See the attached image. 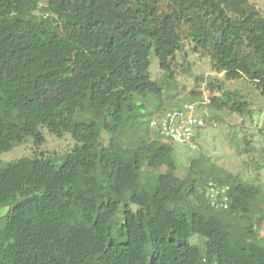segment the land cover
Instances as JSON below:
<instances>
[{
    "label": "trees",
    "instance_id": "16d2710c",
    "mask_svg": "<svg viewBox=\"0 0 264 264\" xmlns=\"http://www.w3.org/2000/svg\"><path fill=\"white\" fill-rule=\"evenodd\" d=\"M185 39L264 99V17L246 0H0V154L41 147L42 128L74 141L58 163H0V264H264L261 185L196 159L179 178L149 127L198 103L162 101ZM222 105L250 113L223 91L206 124Z\"/></svg>",
    "mask_w": 264,
    "mask_h": 264
},
{
    "label": "rangeland",
    "instance_id": "374dc122",
    "mask_svg": "<svg viewBox=\"0 0 264 264\" xmlns=\"http://www.w3.org/2000/svg\"><path fill=\"white\" fill-rule=\"evenodd\" d=\"M246 1L264 17V0ZM161 5L165 8L166 3ZM182 44V51L175 55L176 89L166 93L162 101L183 100L185 97L198 96L197 101L194 102L209 104L213 98H217L224 91L246 102L250 113L238 115L230 112L227 105H222L219 110H211L213 121L207 123L200 131L196 138L195 150L171 142L177 164L176 174L179 178H184L188 173L191 160L196 159V164L203 169L213 165L240 178L260 184L263 200L255 220L261 221L257 229L258 234L264 238V99L245 79L228 81L223 74L213 72L209 58L204 54L194 53L189 41L185 39ZM149 58L151 79L161 80L162 72L157 67L154 54H150ZM184 67H188L189 73L183 71ZM148 108L151 110L150 106ZM207 114L209 117L208 111ZM131 120L135 121L134 118ZM41 133L45 139L41 147L36 148L33 140L28 138L11 151L1 153L0 163L41 155L58 163L59 159L70 152L74 145L73 139L68 134L59 139L45 128L41 129ZM214 195L216 196L215 193L211 196ZM255 228L244 232L242 244L245 247L249 246L251 238L257 231ZM202 241L199 237L189 239V243L194 245H201Z\"/></svg>",
    "mask_w": 264,
    "mask_h": 264
},
{
    "label": "built area",
    "instance_id": "2783aa9c",
    "mask_svg": "<svg viewBox=\"0 0 264 264\" xmlns=\"http://www.w3.org/2000/svg\"><path fill=\"white\" fill-rule=\"evenodd\" d=\"M202 105L204 102L185 104L152 118L149 127L159 131L165 139L195 150L196 138L206 125L207 110Z\"/></svg>",
    "mask_w": 264,
    "mask_h": 264
}]
</instances>
